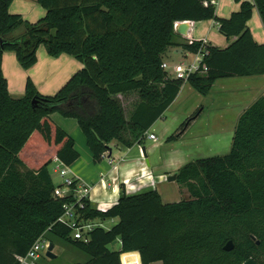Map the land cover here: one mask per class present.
I'll list each match as a JSON object with an SVG mask.
<instances>
[{"label": "trees", "instance_id": "trees-1", "mask_svg": "<svg viewBox=\"0 0 264 264\" xmlns=\"http://www.w3.org/2000/svg\"><path fill=\"white\" fill-rule=\"evenodd\" d=\"M12 1L0 0V264H20L19 255L42 234L88 255L74 264H122L121 253L131 250L139 251L141 264H242L250 257L264 264V95L241 114L229 152L178 169L189 198L165 202L157 188L127 193L124 184L106 209L84 197L80 219L118 218L110 227L95 225L87 240L58 219L74 197L54 195L50 170L54 156L68 165L79 156L74 137L51 117L56 111L77 119L95 161L111 139L144 144L185 81L168 78L162 66L175 44L176 21L214 18L221 32L235 36L225 47L210 43L208 70L186 79L202 94L220 77L264 73V42L247 24L255 7L264 24V0H236L240 7L229 17L217 15L216 0H38L46 13L35 21L10 11ZM41 44L83 66L53 94L28 77L24 94L12 95L3 52L13 50L29 68ZM199 45L183 43L190 51ZM132 89L138 99L127 115L116 94ZM118 238L121 249L111 246ZM229 239L235 246L225 250Z\"/></svg>", "mask_w": 264, "mask_h": 264}, {"label": "crops", "instance_id": "crops-1", "mask_svg": "<svg viewBox=\"0 0 264 264\" xmlns=\"http://www.w3.org/2000/svg\"><path fill=\"white\" fill-rule=\"evenodd\" d=\"M215 5L218 16L229 17L233 11L239 9L240 2L236 0H216ZM10 11L19 12L31 21L41 18L46 13V9L38 0H13L10 5ZM186 23L189 27L188 32L182 34L176 31L175 44L170 46L164 53V60L172 62L190 55L191 51L183 46L184 42L189 41V36H192L195 40L206 38L209 43L220 47L227 46L235 38V36L227 37L221 32L219 22L214 18L188 20ZM247 24L251 28L255 39L259 42H264V24L256 7L253 9L252 16L247 21ZM37 54V62L29 68H23L13 50H5L3 52L2 69L8 80L9 91L12 95L21 96L24 94L28 77L33 79L40 92L53 94L76 70L83 66V62L71 54L65 52L56 56L49 54L43 44L38 47ZM195 90L190 82L185 80L175 99L146 131L145 137L150 138L148 136L149 132L156 133V128L159 124L164 127L161 140L158 141V134H156L157 139L149 145V150L144 145L147 152L145 156L148 165L150 164L152 169L175 173L183 164L188 162V159H190L188 158L190 157L189 155L194 151L199 153V155H204L201 157L211 156V154H204L207 152V148H205L203 141L209 136L214 137L217 135L216 139H218L219 136L227 138L230 135L233 141L234 132L243 111L257 98L264 95V73L220 77L214 82L207 94H202ZM116 95L122 100L127 115H129L138 99V90L132 89L127 92H119ZM210 106H214V110L210 112V116H207ZM51 117L75 139V146L79 151V156L69 164L71 173L90 185L89 198L93 206L101 209L109 208L117 202L122 183L125 189H128L131 178L136 174L135 172L143 167L144 163L143 165L141 164V159L143 160L141 146L138 147L139 143L126 146L115 138L111 139L109 143L111 161L106 155L102 160L105 161V158H107L109 163L106 168H102L100 164L93 162V153L87 144L86 136L77 119L75 117H73L75 119H72L71 116H64L57 111L51 113ZM205 121H209V123L206 124ZM183 123L185 125L181 129ZM192 128L198 129L193 130ZM177 132L179 134L176 138L167 140L169 135ZM224 143L228 144V140L225 139ZM112 144L117 145V153H114ZM160 146H166L164 161L155 160L152 162L150 154L154 153ZM112 179L117 183L115 185L119 186L117 195H114L113 198L109 196L111 199L109 197L104 198L102 196L104 191L103 180H107V185L111 186L113 184ZM134 180L137 182L139 179L135 178ZM139 181V186L142 187L144 179ZM147 183L145 181V185ZM158 190L165 202L173 201L165 198L163 192L160 189ZM182 190L189 192L186 186ZM98 219L96 218L95 220ZM111 220L115 223L118 218H111ZM112 247L121 249V239L118 238ZM81 254L82 260L88 258L86 253L83 252ZM121 261L122 264H141L140 253L137 250L124 251L121 253ZM151 264H163V261L156 260L151 262Z\"/></svg>", "mask_w": 264, "mask_h": 264}, {"label": "rangeland", "instance_id": "rangeland-1", "mask_svg": "<svg viewBox=\"0 0 264 264\" xmlns=\"http://www.w3.org/2000/svg\"><path fill=\"white\" fill-rule=\"evenodd\" d=\"M193 58H194V55L190 54V55L184 56L182 59L175 60L172 62H177V61L180 62L181 60H185V62H191L193 60ZM195 93H198V92H195ZM198 95H200V94H198ZM212 110H214V106H210L207 116L211 115L210 112ZM72 119H75V118L72 117ZM205 123L207 124V123H209V121H207V122L205 121ZM158 127L156 128V134H158V141H159L162 139V133L164 132V127L160 124L158 125ZM192 129L197 130L198 128H192ZM216 137H217V135L214 137L209 136V138H207L203 141L205 148H207V152H205L204 154H211L212 155V154H218V153H226L230 150L231 141H232V138L230 137V135H228L227 138L225 136H222V137L219 136L218 139H216ZM225 139L228 140V144L224 143ZM153 142H155V140H153L151 138H146L144 144H140V145L138 144V147L141 146V149H142L143 160L141 159V164L143 165V163H144V165L142 168H140V170L138 169V171L135 172L136 173L135 176L133 178H131L133 181L130 180V183L128 185V189H126V190H128L127 193H137L140 191H145V190L157 188V189H160L163 192L164 197L168 198L169 200L174 201V200H180L181 198H184V197L189 198L190 193L184 192L186 190H182V189H184V185H182V184L180 185L176 179L175 180H169L168 179V176L171 173H167L165 171H159V170L156 171V169L155 170L152 169V166H150V164L148 165V161L146 159L143 146L145 145L147 147V149L149 150V145H151ZM112 146L114 148V153H117L118 152L117 145L112 144ZM165 148H166V146H160L159 148L156 149V151L154 153L150 154V157L152 158V162H154L155 160H158L160 162L164 161L163 157H164ZM189 156L190 157H188V158H190V159H188V161L191 159L197 158V157L204 156V155H199V153H196L194 151ZM102 161L103 160H100V161L94 160L93 162L100 164L102 166V168H106L107 164L109 163L108 159L105 158L106 162L103 161L104 163ZM53 167H54V163L51 162L50 170L52 172L53 178L57 184H60L63 181V178H62V176H60V174L58 172L53 170ZM112 178H114V177H112ZM135 178L139 179V180L144 179V183H143L142 187L139 186V184H140L139 180L137 182H135V180H134ZM103 181H104V183H103L104 191L102 192L103 193L102 196L104 198H108L109 196L111 198H113L114 195H117V190H118L119 186L115 185L116 182L113 181V179H112L113 184L111 186H108L107 180H103ZM145 181L148 182L146 185H145ZM119 185H121V184H119ZM121 191H122V188H120V193H121ZM119 196H120V194H119ZM96 222L101 223L104 227H110L114 223V221H112L111 218L98 219ZM48 236L51 237L52 235L48 234ZM53 239H54L53 240L54 241L53 251L56 253V256L55 257H49L46 254H43L41 257H39L36 260L37 264H74L75 261L82 260L81 259V255H82L81 253H83V252L81 250H77V248H75L74 246L63 242L62 240H60L58 238H53Z\"/></svg>", "mask_w": 264, "mask_h": 264}, {"label": "built area", "instance_id": "built-area-1", "mask_svg": "<svg viewBox=\"0 0 264 264\" xmlns=\"http://www.w3.org/2000/svg\"><path fill=\"white\" fill-rule=\"evenodd\" d=\"M188 20H180L175 22V29L179 23ZM195 39L189 36V42H193ZM210 43L206 38L200 40V45L196 51H191L194 58L191 62H170L163 60L162 66L166 71V76L171 79H184L186 80L193 72H206L208 65L205 63V57L210 53ZM148 136L154 140L157 139L155 132H149ZM109 156V150L106 151L105 156ZM54 163L53 170L58 172L62 176L63 181L57 184L54 188V195L66 196L72 195L74 199L64 204V212L59 216V220L69 224L73 228L74 237L83 238L87 240L89 238V230L95 225H102L96 222L97 220H85L80 219L79 208L84 206V197H89L90 185L85 181L78 179L71 173V169L58 156H54L52 159ZM50 239L45 235H40L29 247L24 255H19L20 264H37V259L43 254H46L49 247Z\"/></svg>", "mask_w": 264, "mask_h": 264}, {"label": "water", "instance_id": "water-1", "mask_svg": "<svg viewBox=\"0 0 264 264\" xmlns=\"http://www.w3.org/2000/svg\"><path fill=\"white\" fill-rule=\"evenodd\" d=\"M188 29H189V27L187 26L186 21H183V22L179 23L178 26H177V31L182 33V34H186L188 32ZM32 102H33V104H35L36 99L33 98ZM143 149H144L145 155H147L145 146H143ZM110 151H111V149H110ZM168 179L169 180H175L176 179V172L175 173H171L168 176ZM116 242H117V239L114 240L111 243L112 246L115 245ZM258 242H259V240H258ZM234 246H235V243H234L233 239H229L225 243L224 249L225 250H231V249L234 248ZM53 248H54V242L50 241L49 247H48L47 252H46L47 256H49V257H55L56 256V253L53 251ZM242 264H260V263L257 260H255L253 257H250V258L246 259Z\"/></svg>", "mask_w": 264, "mask_h": 264}]
</instances>
